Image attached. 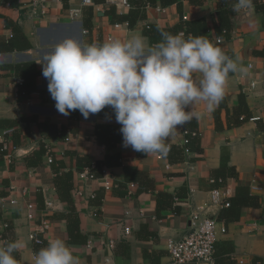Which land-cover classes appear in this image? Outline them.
<instances>
[{"label":"crops","instance_id":"0c3cea01","mask_svg":"<svg viewBox=\"0 0 264 264\" xmlns=\"http://www.w3.org/2000/svg\"><path fill=\"white\" fill-rule=\"evenodd\" d=\"M31 1L20 0L19 7H11L0 0V44L12 38L8 23L13 22L32 46L24 51H0V121L16 123L0 124V143L8 145L6 155L0 157V229L8 223L3 231L6 241L26 244L13 253L18 264H34V253L55 238L66 243L80 264H172L167 240L187 236L191 214L200 210L227 228L218 237L215 264H239L240 258L247 264H264V25L256 11L258 0L251 11L233 13L229 37L216 34L222 0H129L128 11L103 6L104 0H88L77 18L70 14L81 6V0L66 4L46 0L48 15L42 20L28 12ZM188 21H204L211 42L231 58L239 57V63L249 69L246 78L229 74L224 98L213 112H207L203 103L194 106L202 113L199 120L193 119L200 152L177 157L185 147V125L166 141L174 148L169 152L172 158L140 155L123 142L109 149L98 141L96 127H121L111 107L87 119L81 113L76 118L65 116L55 108L40 63L55 45L66 39L103 44L138 35L150 47L161 41L163 32H183L172 33ZM117 24L121 27L116 28ZM26 63H34L41 72L36 80L39 95L29 99L20 95L24 78L14 68ZM15 130L19 135L13 142ZM42 148L44 154L38 155ZM49 155L57 167L62 165L58 174L54 163H48ZM91 163L108 165L104 179L111 189L104 188V179L79 178L78 173ZM67 173L71 179H64L60 187L71 202L61 198L57 185V176ZM254 180L261 191L251 190ZM130 183L136 187L130 189ZM238 193L253 200L235 218L229 207L221 205ZM9 197L16 204L3 209L1 200ZM70 222L79 226L71 237ZM42 224L48 229L39 234L43 243L38 245L30 235ZM111 241L112 249L108 247Z\"/></svg>","mask_w":264,"mask_h":264},{"label":"clouds","instance_id":"9594fccd","mask_svg":"<svg viewBox=\"0 0 264 264\" xmlns=\"http://www.w3.org/2000/svg\"><path fill=\"white\" fill-rule=\"evenodd\" d=\"M234 12H249L254 0H234ZM253 26L256 21H251ZM148 47L144 37L81 44L66 39L45 55L42 74L59 113L79 112L87 119L111 107L125 148L149 155L167 154L166 143L183 125L222 102L229 74L249 75L248 67L228 56L205 36L163 32ZM219 39V38H217ZM26 244L0 241V264H18L13 256ZM34 264H80L66 243L55 238L34 253Z\"/></svg>","mask_w":264,"mask_h":264},{"label":"trees","instance_id":"16d2710c","mask_svg":"<svg viewBox=\"0 0 264 264\" xmlns=\"http://www.w3.org/2000/svg\"><path fill=\"white\" fill-rule=\"evenodd\" d=\"M4 4L9 5L11 7H19L21 5L20 0H1ZM105 1V0H104ZM65 4L67 3V0H62ZM234 0H222L219 6V9L217 11V25H216V34L218 36L223 37H229V32L232 30V22L231 17L233 16V9H232V3ZM256 11L262 16L263 19V25H264V0H258L255 2ZM131 15V14H130ZM129 23H131V16H128ZM205 22L202 21H194V22H186L181 28H177V32L173 31L172 33H178V31H183L187 35L192 36H205L210 41H212V36L210 34L209 29L204 24ZM85 28L89 29L90 25L86 22ZM131 25V24H130ZM8 27L12 28L13 30V36L9 41H4L0 44V51L3 52H11L12 50H29L32 46L28 39L25 37V35L22 33L20 27L13 23L9 22ZM17 71V73H21L23 76V84L20 87L21 93H24V96H30L33 92L37 91V84L36 80L41 75V72L37 69L36 65L34 63H26L22 65H17L14 67ZM79 110L71 111L69 116L72 117H78ZM111 113V111L109 112ZM1 125H8L9 127L12 125H15L16 123L14 121H0ZM186 127V138L188 139V143L185 145V147L182 149L181 153L178 154V158H181L182 155L185 153V149L189 150V152L198 151L200 152V146L198 141V132H197V126L194 120L191 122L185 124ZM120 126H114V125H104V124H98L96 127V136L98 141L105 145L107 148L112 149L115 148L117 145L121 144L123 142L122 134L120 132ZM18 131L15 130L12 135L13 142L18 137ZM9 143V140H6ZM174 149L172 147H169L167 155L171 157L169 152ZM41 151L44 154L45 150L42 148L40 149V153L38 155H41ZM184 152V153H183ZM7 153V150L4 148V143H0V157L5 156ZM138 154L143 155L141 152H138ZM172 158V157H171ZM54 172L59 173L60 168L62 165L56 166V162H54ZM87 166V165H86ZM85 166V167H86ZM99 168H103L108 166L106 163H98ZM101 175L100 173H97V175ZM72 174L67 173L63 174L61 176H57V185L59 188L60 196L61 198L70 201L69 198L65 197V191L61 189L60 184L63 182L64 179H71ZM127 181H131V179H127ZM69 189H72V186H67ZM239 191V189H238ZM253 200V197H247L246 194L241 196L239 193L236 195V198H234L232 201H230L229 210L230 212H233L235 215V218H238V214L240 212V209L246 205L247 203H250ZM71 202V201H70ZM252 203V202H251ZM79 230L78 222L76 224L69 225V232L70 237ZM79 233V232H78Z\"/></svg>","mask_w":264,"mask_h":264},{"label":"built area","instance_id":"2783aa9c","mask_svg":"<svg viewBox=\"0 0 264 264\" xmlns=\"http://www.w3.org/2000/svg\"><path fill=\"white\" fill-rule=\"evenodd\" d=\"M46 0H32L29 3V13L31 17L36 18L38 20H42L47 17L48 15V8L46 6ZM88 0H81V6L78 9H72L70 16L72 18H77L80 16L81 9L87 7ZM103 6H116L117 8L128 11L131 8V4L129 0H105ZM102 7V6H101ZM102 9V8H101ZM116 28H120L121 25H115ZM85 34L88 33L87 30L84 32ZM111 40V39H109ZM218 43H222V39H217ZM264 65V64H263ZM22 83V82H21ZM22 97L30 98L32 96H38L39 92H33L29 97L24 96V93H20ZM187 135V132H186ZM67 140H69L67 138ZM188 143V139H185V145ZM4 148L8 150V145L5 144ZM185 153L188 155L190 154L189 150L185 149ZM158 159H161V155H156ZM53 159L51 155L48 157V163H52ZM106 167L101 168L102 175H97L99 171V167L97 163H91L84 167L79 173V178L85 181L90 180H103L104 179V172ZM136 187L135 183H130L129 188L134 189ZM104 188L106 190L111 189V185L104 179ZM252 191H261L262 188L258 186L256 181L254 180L251 185ZM77 193L82 196V192L77 191ZM217 192L214 193V202L215 204L218 203ZM92 199L96 198V195L91 196ZM2 208L6 209L8 205L13 206L16 204L14 199L9 198H2ZM222 207L228 208L230 206V202L226 201L222 203ZM29 210H33L34 207L32 205L28 206ZM95 217H98L99 214L96 212L94 214ZM30 218L32 219L33 216L31 215ZM221 223L215 219L210 218L206 214V210H200L198 212H194L191 214L190 217V226L191 232L185 236L183 239H173L170 238L167 240V251L169 253V257L171 259L172 264H215L216 262V244L218 242V237L220 234H225L227 232V228L224 225H220ZM9 228V224L5 223L3 225V229H0V241H6L4 236L5 230ZM48 226L46 224H42L39 227V230L33 232L30 235V239L32 242L41 245L43 243L42 235L40 233H46ZM126 234H130V230L126 229ZM114 242H110L108 247L110 249L114 248ZM239 264H247L244 259H238Z\"/></svg>","mask_w":264,"mask_h":264},{"label":"water","instance_id":"95a60500","mask_svg":"<svg viewBox=\"0 0 264 264\" xmlns=\"http://www.w3.org/2000/svg\"><path fill=\"white\" fill-rule=\"evenodd\" d=\"M212 218V217H211Z\"/></svg>","mask_w":264,"mask_h":264}]
</instances>
